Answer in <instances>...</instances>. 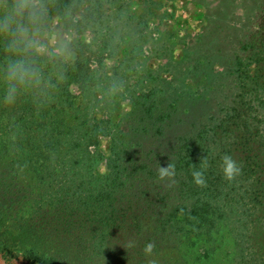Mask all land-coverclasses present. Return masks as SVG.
<instances>
[{"label": "trees", "instance_id": "trees-1", "mask_svg": "<svg viewBox=\"0 0 264 264\" xmlns=\"http://www.w3.org/2000/svg\"><path fill=\"white\" fill-rule=\"evenodd\" d=\"M43 2L45 27L58 17L78 33L95 29L103 46L113 39L103 0ZM79 47L68 62L36 51L51 87L12 103L0 89V254L35 264H264V66L237 56L228 102L196 114L213 95L183 88L170 98V83L146 74L120 88L132 75L126 58L108 67ZM124 89L131 109L115 125L110 109ZM185 103L194 106L182 112ZM115 127L99 174L103 155L91 146ZM226 154L241 168L231 180ZM168 164L175 175L162 179Z\"/></svg>", "mask_w": 264, "mask_h": 264}, {"label": "rangeland", "instance_id": "rangeland-1", "mask_svg": "<svg viewBox=\"0 0 264 264\" xmlns=\"http://www.w3.org/2000/svg\"><path fill=\"white\" fill-rule=\"evenodd\" d=\"M107 1L103 0L105 25L114 37L106 46L100 39H93L95 29L87 28L78 33L65 26L62 19L54 17L38 37L36 51L68 62L76 57V48L80 46L86 53L100 52L103 64L108 67L126 58L125 73L132 75L129 84L120 88L136 87L137 76L146 74L154 80L159 78L170 83L164 91L170 98L183 88L204 90L209 96L213 95L208 98L211 105H201L196 114L214 112L228 102L234 93L231 83L237 56L245 61L251 59V67L264 66V0ZM92 64L95 65L94 61ZM261 70L264 77V69ZM123 94L110 109L115 125L131 109L133 97L131 100L127 89ZM193 106L185 103L180 108L183 112ZM261 111L263 122L259 126L264 132V108ZM120 124L126 128L123 122ZM117 129L99 135L96 146H91L103 155L96 165L99 174L107 170L104 158L110 153L111 137ZM0 264L35 263L17 252L10 258L0 254Z\"/></svg>", "mask_w": 264, "mask_h": 264}, {"label": "clouds", "instance_id": "clouds-1", "mask_svg": "<svg viewBox=\"0 0 264 264\" xmlns=\"http://www.w3.org/2000/svg\"><path fill=\"white\" fill-rule=\"evenodd\" d=\"M46 18L47 8L43 0H0V38L6 39L5 50L9 55L7 62L0 67V89L9 103L14 102L21 91L52 86L35 56ZM221 166L229 180L241 172L238 163L227 154L222 157ZM174 175L173 165L161 166L162 179ZM194 175L198 184L206 182L202 171H196ZM152 247L147 245L145 251L151 252Z\"/></svg>", "mask_w": 264, "mask_h": 264}]
</instances>
